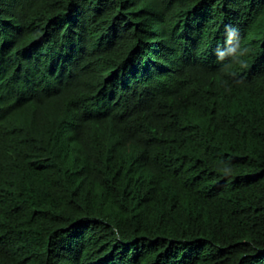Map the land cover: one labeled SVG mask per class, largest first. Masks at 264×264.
Returning a JSON list of instances; mask_svg holds the SVG:
<instances>
[{"label": "trees", "instance_id": "obj_1", "mask_svg": "<svg viewBox=\"0 0 264 264\" xmlns=\"http://www.w3.org/2000/svg\"><path fill=\"white\" fill-rule=\"evenodd\" d=\"M0 264H264V0H0Z\"/></svg>", "mask_w": 264, "mask_h": 264}]
</instances>
